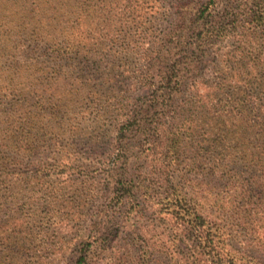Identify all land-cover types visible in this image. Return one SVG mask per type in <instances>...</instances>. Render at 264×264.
Segmentation results:
<instances>
[{"label":"trees","instance_id":"1","mask_svg":"<svg viewBox=\"0 0 264 264\" xmlns=\"http://www.w3.org/2000/svg\"><path fill=\"white\" fill-rule=\"evenodd\" d=\"M125 1L129 8L118 6L121 2L125 6ZM219 1L193 0L194 4L183 6L163 31L158 32L156 26L155 34L145 32L136 39L133 34H138L139 25L129 26L132 19L136 21V0H0L1 82L73 79L94 90L101 86L104 94L109 91L115 96L117 102L106 105L105 113L114 115L117 133L110 171H115L119 159H125L117 172L121 186L116 205H130L138 200L139 193L149 190L140 181L142 173L132 170L136 160L141 161L133 149L148 143L161 150L164 158L169 153L189 154L187 162L196 165L201 180L215 182L210 187L205 181L201 185L198 182L193 194L184 184L173 201L178 217H189L185 230L213 264H223L226 259L214 245L216 233L212 229L231 220L244 230L250 245L256 241V234L248 226L259 221L253 219V205L264 206V51L216 53L212 49L218 41L230 38L229 28L238 23H246L243 28L253 33L259 29L264 32V4L246 11L241 19L230 2L218 9ZM116 8H123L122 14L126 11V21L120 23L129 30L123 34L102 26L105 13L109 27L112 25ZM130 56L140 61L134 70L129 67ZM22 57L28 61H21ZM250 57L260 58L262 66L243 65ZM127 78L132 80L129 86ZM53 103L39 104L38 115L31 111L23 123H16L19 104L11 103L10 109L0 110V256L6 258L5 264H27L20 256L28 244L17 230L25 219L24 209H32L33 214L37 211L35 216L40 220L48 217L56 223L59 218L55 208L62 195L52 196L54 188L50 190L49 185L44 200L38 196L40 190L33 189L30 192L37 198L32 195L24 200L21 195L26 189L8 166L10 152L16 156L22 150L34 152L47 141L50 132L43 126L49 122L39 117L41 111L49 109L57 115ZM132 156H137L136 160L130 159ZM170 167L164 164L167 175ZM138 169L142 171L141 166ZM183 177L189 179L188 174L183 173ZM193 203L198 208L194 207L195 215L190 217ZM102 220L93 223L91 229L97 242L115 236V215H109L108 223L102 224ZM78 245L79 258L74 264H89L101 246L94 249L87 240ZM136 245L141 264H151L145 245Z\"/></svg>","mask_w":264,"mask_h":264},{"label":"rangeland","instance_id":"2","mask_svg":"<svg viewBox=\"0 0 264 264\" xmlns=\"http://www.w3.org/2000/svg\"><path fill=\"white\" fill-rule=\"evenodd\" d=\"M136 1L138 11L133 15L136 21L132 19L129 24L139 25L138 34H133L136 39L137 35L143 36L145 32L150 34L153 31L155 34L156 26L159 28L158 32L163 31L178 12H181L183 6L194 4L193 0ZM219 2L218 9L229 2L232 3L241 19L245 18L246 11L257 9L264 4V0ZM126 4L125 1V6L122 2L118 6L125 8L128 7ZM123 8H116L113 16L115 21L110 27L108 24L111 22L105 13L102 26L114 34H123L126 29L128 31L129 28L120 23L126 21L124 17L126 11L124 10L122 14ZM238 24L237 27H228L230 38L214 44L213 52L239 53L241 49L248 53L264 51V32L259 29L257 33H253L252 29L243 28L246 23L243 26ZM136 28L131 29L136 31ZM259 59L245 58L243 65L255 64V67L260 68L262 62ZM20 60L27 59L22 57ZM139 63L138 57H129V67L132 70L138 67ZM36 72L40 73V70ZM131 81L129 78L126 79L127 86L132 84ZM119 85L122 84L117 86ZM114 97L109 91L104 94L101 86H96L94 90L80 80L73 79L63 82L49 80L19 82L11 79L0 81V110L10 109L11 103L19 104L16 123H23L31 111L37 114L41 108L38 105L43 102L52 101L57 105L55 110L57 115L49 109L48 112L41 111L42 115L39 117V120L49 122L43 126L50 132L48 142L40 143L42 147L34 152L22 150L18 153L19 156L10 152L8 157L11 173L18 176L26 189L21 195L24 200H28L32 195L37 198V194L30 192V189L35 192L40 190L38 196L44 200L48 196V193L45 195L44 192L49 185L50 190L54 188L52 196L62 195L59 205L55 208L59 212L56 223L48 221V217L40 220L35 216L37 211L33 214L32 209L23 210L25 219L17 230L20 239L29 246L26 245L20 260L27 264H74L79 258L76 253V249L80 248L78 243L87 240L92 243L94 249L96 245L101 244L93 253L96 254L89 260V264H141L136 244L145 245L151 264H213L208 256L200 253L201 248L196 246L195 237L185 230L189 217L186 219L178 217L176 211L178 207L173 202L180 194L179 188L184 184L188 187L187 192L193 194L198 189V182L201 185L205 181L207 187L215 183L210 178L201 180L202 176L196 171V165L187 162L189 154L178 156L169 153L172 157L164 158L160 154L161 150H156L155 146L149 143L144 148H134L133 151L138 157L132 156L130 159L136 160L137 157L141 161L136 160L137 164L133 165L132 170H135L136 174L142 173L140 181L149 190L139 193L138 200L130 205H116L117 189L121 186L119 179L117 180V172L122 170L121 160L125 159H119L115 171H110L112 163L110 154L117 133L115 124L112 123L115 120L114 115L105 113V106L117 102ZM53 135L55 137H51ZM56 140L59 141L58 144H55ZM59 149L63 151L58 152ZM165 163L171 166L170 175L164 173ZM139 166L142 167V171L138 169ZM183 173L189 175L188 180L185 181ZM253 206V219L259 221L248 226L256 234L253 236L256 241L252 244L249 245L250 241L244 230L231 220L212 229L216 233L214 245L226 259L223 264H232L231 260L234 264H257L252 258L264 264V246L257 243L259 241L264 243V206ZM194 207L198 208V204L190 205L192 211L190 217L195 215ZM44 215L45 213H41V216ZM109 215H115L113 221L115 236L112 234L107 237L108 239L100 238L97 242L93 236L95 231H91L93 223L102 219V224L108 223ZM3 218L6 216L3 215ZM9 233L12 231H8L7 235ZM0 259H2L0 264H5L6 258L0 256Z\"/></svg>","mask_w":264,"mask_h":264}]
</instances>
